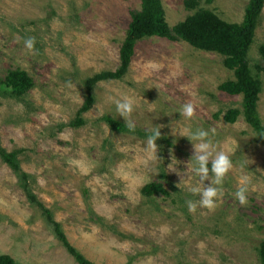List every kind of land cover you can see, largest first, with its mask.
<instances>
[{"label":"rangeland","instance_id":"1","mask_svg":"<svg viewBox=\"0 0 264 264\" xmlns=\"http://www.w3.org/2000/svg\"><path fill=\"white\" fill-rule=\"evenodd\" d=\"M160 1L170 27L193 14L185 0ZM249 1L200 0V7L241 23ZM141 7V0H0V81L20 69L35 84L22 100L0 94L2 146L25 150L19 158L35 177L34 193L70 243L95 264H260L264 143L243 116L233 124L224 119L230 109L242 110L243 95L219 89L234 80L221 55L185 41L143 40L122 80L96 86L87 124L69 127L86 99L84 81L119 67L131 14ZM27 37L36 39L34 53L24 46ZM263 43L264 9L248 55L263 83L258 110L264 125V70L258 69H264ZM123 96L134 101L136 127L150 132L160 126L171 145L157 142L150 153L147 139L111 131L101 118L126 123L114 103ZM189 102L196 108L191 120L179 113ZM197 128H214L210 137L217 150L233 162L215 210L200 207V196L190 190L211 184L195 172L187 136ZM244 177L248 182L241 185ZM152 183L162 184L170 196L143 195ZM241 186L247 188L244 206L235 196ZM189 200L197 202L194 213ZM2 255L16 264H77L0 159Z\"/></svg>","mask_w":264,"mask_h":264},{"label":"trees","instance_id":"2","mask_svg":"<svg viewBox=\"0 0 264 264\" xmlns=\"http://www.w3.org/2000/svg\"><path fill=\"white\" fill-rule=\"evenodd\" d=\"M184 5L193 14L183 22L170 27L160 0H141V10L131 14V23L120 50L119 67L115 71H104L84 81L86 99L75 119L69 123V127L82 128L87 124L85 114L95 104L94 90L96 86L101 82L122 80L127 75L137 45L143 40L158 37L172 42L185 41L198 50L221 55L224 58L223 66L233 72L234 80L224 83L219 89L230 95H243L242 110L230 109L224 119L233 124L240 116H243L245 122L264 143V125L258 110L263 83L258 76L253 74L248 59L264 9V0H250L241 23L227 22L214 11L201 8L200 0H185ZM259 52L264 61V43ZM34 87L35 84L29 74L19 69L9 72L5 79L0 81V94L5 98L22 100ZM101 120L108 125L111 131L116 133L129 134L141 139H147L151 134V132L137 127L134 132L129 131L126 123L108 115L103 116ZM161 141L171 145L167 138L161 137L157 140V142ZM24 151V149H18L8 152L2 146L0 136L1 161L11 169L30 204L38 208L46 223L52 226L60 245L77 264H95L70 243L62 225L55 220L52 211L46 208L34 193L32 185L35 182V177L22 169L19 158ZM142 193L148 198L158 195L170 196L164 186L159 183L146 185L142 189ZM258 257L260 264H264V239L259 244ZM0 264L16 263L12 257L2 255Z\"/></svg>","mask_w":264,"mask_h":264},{"label":"clouds","instance_id":"3","mask_svg":"<svg viewBox=\"0 0 264 264\" xmlns=\"http://www.w3.org/2000/svg\"><path fill=\"white\" fill-rule=\"evenodd\" d=\"M35 37H27L24 39V46L28 53L35 52ZM71 87V82L68 84ZM116 106V115L123 117L126 121V126L129 131L134 132L136 129L135 122L133 121L132 114L134 112V101L128 97L123 96L121 99H116L114 101ZM183 118L191 120L195 117L196 108L195 105L191 102L183 105L182 109L179 112ZM151 134L148 136L146 141V148L150 153L156 152L157 140L161 138L160 126H157L150 130ZM215 136L216 130L214 128L210 130H205L203 128H197L195 131L191 132L187 138L193 143L194 148V158L195 161V172L200 177L201 181L211 180L209 186H200L192 187L190 190L194 195H199V206L206 208L208 210H215L218 206L217 201L223 196L222 185L225 178L229 172L233 169V162L228 154L224 151L217 150L216 144L210 137ZM181 136H184L181 132ZM69 163L79 166V161H70ZM209 163H211V169L209 168ZM170 167V166H169ZM211 173V175H210ZM247 177L242 178L241 185L247 183ZM179 186V185H178ZM247 188L241 186L235 193L236 198L242 206L247 205ZM187 207L190 212H195L197 209V202L187 201ZM151 260V258H149Z\"/></svg>","mask_w":264,"mask_h":264}]
</instances>
